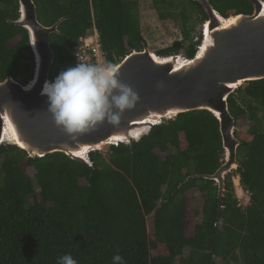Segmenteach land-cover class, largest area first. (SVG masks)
<instances>
[{"label": "trees", "instance_id": "trees-1", "mask_svg": "<svg viewBox=\"0 0 264 264\" xmlns=\"http://www.w3.org/2000/svg\"><path fill=\"white\" fill-rule=\"evenodd\" d=\"M139 1L33 0L40 24L61 20L50 36V81L77 64L79 39L94 32L105 62L116 65L142 50ZM208 2L224 18L253 11L245 0ZM186 3L204 23L202 8ZM179 6L153 1L159 20L177 11L182 26V39L156 54L190 60L202 37L194 42L187 8ZM17 18V0H0V82L19 77L25 85L22 62L25 53L32 63L33 56L27 32L9 23ZM227 104L235 124L246 118L250 126L239 138L240 167L225 177L221 197L213 181L195 177L212 175L224 161L218 122L206 111L166 120L130 146L90 152L88 164L61 153L32 159L16 146L1 145L0 264H57L66 253L78 264H111L116 253L126 264H264V80L238 88ZM233 176L249 194L245 207L237 206ZM190 190L203 202L191 234ZM160 251L164 255H152Z\"/></svg>", "mask_w": 264, "mask_h": 264}, {"label": "water", "instance_id": "water-1", "mask_svg": "<svg viewBox=\"0 0 264 264\" xmlns=\"http://www.w3.org/2000/svg\"><path fill=\"white\" fill-rule=\"evenodd\" d=\"M193 1L207 18L195 56L190 60L180 54L158 56L145 44L142 50L127 54L116 67L120 80L133 88L139 102L123 113L119 126L105 122L73 141L54 124L47 112V97L41 95L44 82H51L54 55L50 36L58 33L61 20L43 26L33 0H17L18 18L9 23L27 32L34 70L25 85L12 77L0 82V146H16L32 159L61 153L74 162L88 164L90 152L112 145L130 146L163 123L161 120L206 111L218 122L225 161L212 175L195 177L213 181L221 197L225 177L240 167L236 160L240 142L227 99L246 83L264 80V1L245 0L252 5V13L228 18L220 16L208 0ZM227 22L233 23L226 27ZM151 117L157 119L139 124ZM5 129L16 137L15 143L7 137L2 142Z\"/></svg>", "mask_w": 264, "mask_h": 264}, {"label": "clouds", "instance_id": "clouds-1", "mask_svg": "<svg viewBox=\"0 0 264 264\" xmlns=\"http://www.w3.org/2000/svg\"><path fill=\"white\" fill-rule=\"evenodd\" d=\"M41 95L47 97V112L54 124L75 141L77 137L107 123L120 124L121 116L139 102L138 94L119 78L113 62H79L59 72L51 82L45 81ZM57 264H78L71 254H63ZM111 264H126L116 253Z\"/></svg>", "mask_w": 264, "mask_h": 264}, {"label": "rangeland", "instance_id": "rangeland-1", "mask_svg": "<svg viewBox=\"0 0 264 264\" xmlns=\"http://www.w3.org/2000/svg\"><path fill=\"white\" fill-rule=\"evenodd\" d=\"M154 0H141L138 3V14H139V22L141 33L146 42L147 48L152 52L156 53L163 48L170 47L173 42L179 41L182 39L181 36V17L179 16L177 11H174V16L165 21L159 20L157 13L153 7ZM173 2L176 6H179V3H184L187 8V14L190 16V26L194 27V32L192 36L194 37V42L199 34L202 32L203 24L200 19V15L186 3L187 0H166ZM180 7V6H179ZM181 8V7H180ZM26 60L22 62L23 68L27 70L26 78L27 83L32 79L34 63L31 62L30 57L27 53H25ZM100 63H103L101 60ZM23 71L21 70L20 74ZM17 82L24 84L23 79L21 80L19 77L17 78ZM260 117V115H258ZM166 120H161L164 122ZM250 126V123L246 118H240L237 120L235 124V137L239 141V138L242 134H244ZM240 142V141H239ZM108 147H103L100 151L106 152ZM225 161V156H224ZM234 172V171H232ZM231 172V173H232ZM234 195L237 201L241 200V207L247 206L248 195L242 192L241 187L239 185V178L237 176H233L231 178ZM186 196L189 201L188 207V220L190 223L189 234H191L193 230V225L199 222V218L194 216V212L198 211L202 206V199L200 194L196 190H190L186 193ZM147 230L148 233L151 234L153 231V226L151 219L147 218ZM153 256L164 255V251L160 252H152ZM219 264V263H218Z\"/></svg>", "mask_w": 264, "mask_h": 264}, {"label": "built area", "instance_id": "built-area-1", "mask_svg": "<svg viewBox=\"0 0 264 264\" xmlns=\"http://www.w3.org/2000/svg\"><path fill=\"white\" fill-rule=\"evenodd\" d=\"M76 61L79 62H89V63H100L102 60L104 62V56L100 50V45L98 41V36L94 32L92 37H81L79 39V45L76 49ZM242 190V189H241ZM242 192H244L242 190ZM248 195L249 201V194L244 192ZM237 206L241 207V200L237 201Z\"/></svg>", "mask_w": 264, "mask_h": 264}, {"label": "bare ground", "instance_id": "bare-ground-1", "mask_svg": "<svg viewBox=\"0 0 264 264\" xmlns=\"http://www.w3.org/2000/svg\"><path fill=\"white\" fill-rule=\"evenodd\" d=\"M234 21V20H233ZM233 23V22H232ZM232 23H230V22H227L226 23V27H228L230 24H232ZM97 34V33H96ZM92 37V36H91ZM104 62H105V59H104ZM180 64H181V62H180ZM156 120L157 118H155V117H151V118H149L148 120H145L143 123H139V124H148V123H152V121H154V120ZM138 131H136V132H133V134H135V133H137ZM6 137L8 138V140L10 141V142H13V143H15V141H16V137L12 134V133H10V132H6V129H5V135L3 136V141L2 142H4L5 141V139H6ZM100 149V148H99Z\"/></svg>", "mask_w": 264, "mask_h": 264}]
</instances>
